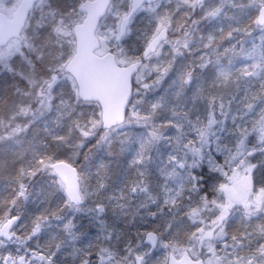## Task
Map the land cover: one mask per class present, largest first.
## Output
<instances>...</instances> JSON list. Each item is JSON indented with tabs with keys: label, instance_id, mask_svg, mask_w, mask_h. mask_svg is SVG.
I'll list each match as a JSON object with an SVG mask.
<instances>
[{
	"label": "snow or ice",
	"instance_id": "snow-or-ice-1",
	"mask_svg": "<svg viewBox=\"0 0 264 264\" xmlns=\"http://www.w3.org/2000/svg\"><path fill=\"white\" fill-rule=\"evenodd\" d=\"M0 264H264V0H0Z\"/></svg>",
	"mask_w": 264,
	"mask_h": 264
}]
</instances>
